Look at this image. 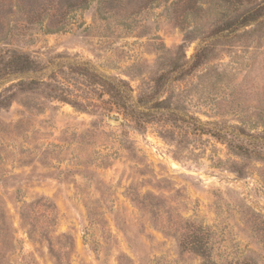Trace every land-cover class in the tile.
Masks as SVG:
<instances>
[{"label":"rangeland","instance_id":"obj_1","mask_svg":"<svg viewBox=\"0 0 264 264\" xmlns=\"http://www.w3.org/2000/svg\"><path fill=\"white\" fill-rule=\"evenodd\" d=\"M173 1L93 0L53 32L0 16L2 51L39 68L0 77L12 264H264V27L210 38L195 66L221 2Z\"/></svg>","mask_w":264,"mask_h":264},{"label":"trees","instance_id":"obj_2","mask_svg":"<svg viewBox=\"0 0 264 264\" xmlns=\"http://www.w3.org/2000/svg\"><path fill=\"white\" fill-rule=\"evenodd\" d=\"M93 0H0V16L8 18L9 16L15 17L14 20L23 18L28 23H36L38 25L45 24L46 30L49 32L60 31L67 24V20L72 11L81 9L89 5ZM102 12H112L114 8L120 6L123 1L126 4H130L138 0H96ZM149 2L151 0H143ZM212 1V0H210ZM221 2L219 10L216 12V16L213 18L214 22L209 27V30L205 31L201 36L202 43L193 57V64L195 66L200 65L205 59H208L210 54L215 49L213 42H206L210 38L229 37L236 35L241 29L248 26H254L252 30L256 28L264 27V0H219ZM121 3V4H120ZM206 3V0H174L173 5L177 7L184 6V16L196 15L198 10L202 9V4ZM120 4V5H118ZM201 4V5H199ZM115 6V7H114ZM178 13V11H177ZM179 16V15H178ZM20 17V18H18ZM182 22L181 26L187 31L185 36L186 40L195 38L193 34L194 28L188 30L189 27L185 26ZM183 44L179 46V50L183 49ZM181 56V55H180ZM179 63V57L176 62ZM179 68H183V64H180ZM37 61L33 59L29 53L20 52L16 49L11 51H2L0 48V77H6V75L36 72ZM98 78L106 84L108 80L102 76ZM37 80H30L29 82H20V84L32 85ZM102 83V85H103ZM112 83V82H111ZM115 87V86H114ZM117 92L120 93V90ZM1 102H5L9 98V94L2 95L0 93ZM199 124H196L197 129H204L205 124L209 122H202L198 119ZM213 124V123H211ZM213 134L217 135L223 140L229 141L234 144V135L230 132L223 130L222 128H208ZM229 136L231 138H229ZM239 147V146H237ZM34 231V230H33ZM33 231H30L31 237H33ZM19 240L11 227L7 222V216L0 209V264H12L9 253H14ZM183 251L194 252L196 246L194 244H185L181 242ZM207 261L203 264H215L212 262L211 255H204ZM24 259L23 264H31L32 261ZM235 264H257L256 262L243 260L236 262Z\"/></svg>","mask_w":264,"mask_h":264}]
</instances>
